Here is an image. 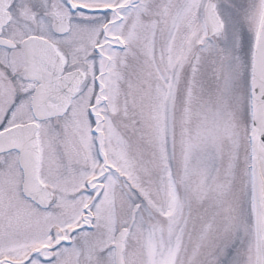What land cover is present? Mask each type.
<instances>
[{
  "label": "snow or ice",
  "instance_id": "6c2138e0",
  "mask_svg": "<svg viewBox=\"0 0 264 264\" xmlns=\"http://www.w3.org/2000/svg\"><path fill=\"white\" fill-rule=\"evenodd\" d=\"M0 264H264V0H0Z\"/></svg>",
  "mask_w": 264,
  "mask_h": 264
}]
</instances>
